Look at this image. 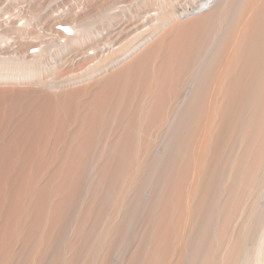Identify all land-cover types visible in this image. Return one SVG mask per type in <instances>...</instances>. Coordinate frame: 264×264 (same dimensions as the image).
<instances>
[{"label": "bare ground", "instance_id": "obj_1", "mask_svg": "<svg viewBox=\"0 0 264 264\" xmlns=\"http://www.w3.org/2000/svg\"><path fill=\"white\" fill-rule=\"evenodd\" d=\"M157 1L117 47L91 8L0 59V264H264V0ZM53 51L89 79L33 83Z\"/></svg>", "mask_w": 264, "mask_h": 264}, {"label": "built area", "instance_id": "obj_2", "mask_svg": "<svg viewBox=\"0 0 264 264\" xmlns=\"http://www.w3.org/2000/svg\"><path fill=\"white\" fill-rule=\"evenodd\" d=\"M149 4L151 0H0V59L39 58L46 44L65 45L74 25L62 19L91 8H107L109 15L94 23L88 38L117 47L147 30L158 13H151ZM14 29L32 30L42 37L20 41ZM56 59L53 51L44 60L50 65Z\"/></svg>", "mask_w": 264, "mask_h": 264}, {"label": "rangeland", "instance_id": "obj_3", "mask_svg": "<svg viewBox=\"0 0 264 264\" xmlns=\"http://www.w3.org/2000/svg\"><path fill=\"white\" fill-rule=\"evenodd\" d=\"M152 1H154L153 3H155V0H152ZM151 1V2H152ZM173 1V0H172ZM157 0H156V4H157ZM152 3V4H153ZM152 4H149L150 5V8H151V13H155L157 10L155 9L157 6H156V4L155 5H152ZM180 17H182L180 20V22H182V23H186L187 21H189V17H191V16H188L187 18H188V20L186 19V17H184V16H180ZM193 17V16H192ZM191 17V18H192ZM156 18V15H155V17H154V19ZM153 19V20H154ZM183 19H185V20H183ZM153 22V21H152ZM27 32L28 33H33L34 31H32V30H27ZM32 33L30 34V36L32 35ZM35 34V35H34ZM34 36H36V32H34L33 33V35H32V37H33V39L34 38H36V37H34ZM45 58H43V60L41 61V64H40V66H39V70L37 71V73L32 77V80H33V83H37V82H39L40 84H44V85H47V84H50V83H52V82H58V83H66V84H68V83H71V84H68V85H71L72 87L73 86H77V84L78 85H80V83H84V80H88L89 78V76L88 77H86L84 74H81L80 72L83 70V69H85L86 67H85V65L84 64H79V63H74L73 64V62H71V60L69 59V54H67L62 60H58V59H56V60H53L52 62H49L50 63V65H48L47 64V62L44 60ZM57 67V71L54 73V71H53V69H55ZM78 73L77 75H75L76 73ZM74 73V74H73ZM72 75H74V77L72 76ZM82 75V76H81ZM83 75H84V77H83ZM71 78H70V77ZM95 77V76H94ZM94 77H92V79L94 78ZM73 78H75V79H73ZM83 78H84V80H83ZM96 78V77H95ZM69 79H71L70 81H69ZM91 79V80H92ZM31 80V81H32ZM73 80H75L74 82H73ZM82 81V82H81ZM86 82V81H85ZM47 83V84H46ZM72 84H74V85H72ZM159 149H160V147H158ZM159 149H157V150H159ZM147 192L145 191V194H146ZM148 194V193H147ZM264 200V199H263ZM261 201V202H263L262 203V205L264 206V201ZM264 208V207H263ZM263 223H264V218H263ZM254 264H262V258H261V256H259V257H256L255 258V261H254Z\"/></svg>", "mask_w": 264, "mask_h": 264}]
</instances>
